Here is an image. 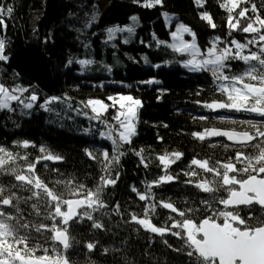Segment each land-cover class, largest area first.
Returning a JSON list of instances; mask_svg holds the SVG:
<instances>
[{
  "label": "trees",
  "instance_id": "trees-1",
  "mask_svg": "<svg viewBox=\"0 0 264 264\" xmlns=\"http://www.w3.org/2000/svg\"><path fill=\"white\" fill-rule=\"evenodd\" d=\"M0 2L13 8L11 16L4 18L6 28L0 29V38L6 41V54L9 57L7 62H0V82L9 87L17 84L31 86L41 97L34 102L32 109H24L13 101L11 105L15 111L0 110V145L21 155L28 154L30 159L46 154L40 152L41 147L62 155V161L41 160L37 165V175L49 187L62 178H74L77 183L94 189L99 177L104 174L101 153L104 150L111 153L112 141L99 135L100 130H107L105 124L90 119L91 110L85 109L82 102L99 98L111 103L106 98L118 93L131 94L142 101V107L138 109L136 135L131 144L123 145L121 150L125 155L113 169V174L119 171V180L115 186H109L104 191L106 203L112 205L119 202L122 216L111 212L110 207L108 211L111 215L104 218L108 228L106 232L89 230L87 221L73 225L71 234L74 243L69 250L72 264H194L195 257L186 254L187 249L181 239L171 234H153L134 223L124 222L130 213L142 214L148 203L139 201L131 188L134 186L143 192L146 182L164 174L163 165L157 159L159 155L182 153L175 163H171L173 158L169 156V172L177 177L176 181L154 187L153 192L157 200H169L181 209H196L189 215L198 224L206 216L212 215L199 201L207 199L212 202V198L211 194L194 186L203 176L184 175V172L190 171L192 159L223 162L232 158L236 151L254 155L255 150L242 149L240 145L229 144L223 138L206 137L201 141L193 133L204 132L210 126L249 130L242 123L245 121L248 125L261 128H264V124H256L262 118L254 113L211 111L196 103L226 97L215 91L217 85L213 83L210 73H193L185 69L181 60L186 59V55L174 52L167 46L172 41L173 25H167L164 13L175 14L188 25L196 33L201 48L209 46L215 37L225 41L235 38L243 42L248 34L235 31L232 37L228 36L226 18L229 13L218 6V0H206L203 9L195 4V0H163L162 5L153 8L142 7L133 0H108L105 9L101 0ZM252 2L264 11V0ZM204 10L213 16L217 25L215 29L200 18ZM134 15H138L139 22L134 26L133 34L116 32L114 39H108V28L124 27L132 22ZM153 35L166 44L158 47ZM126 39L128 43H124ZM145 57L149 63H145ZM70 59L74 62L68 65ZM79 59H91L94 63L81 66L75 62ZM156 64L161 67H154ZM244 67L242 62H232L233 72H240ZM152 78L160 83H141ZM161 89L167 91L161 95ZM23 95L26 97L28 93ZM52 96L70 99L55 102L51 105V112L37 106L43 103L44 97ZM83 111L89 115H83ZM114 115L115 110L110 109L105 114V121H111ZM219 116L232 119L221 120ZM111 123L116 125L115 121ZM85 129L89 131L85 132ZM116 136L114 131L113 138ZM24 140L34 146L25 149L14 143ZM85 149L93 151L98 159L88 157ZM136 150H143L148 168L143 166ZM17 163L23 166L25 162ZM192 169L202 172L195 165ZM190 178L192 185L185 183ZM207 178L211 179L210 176ZM0 179L7 183L10 177ZM55 190L63 192L68 198V188L56 184ZM220 195L223 193L217 194ZM21 207L25 212L31 211L28 206ZM214 207L219 209L223 206L215 204ZM240 215L250 224L256 222L248 219L247 207H241ZM251 215L264 219V211L256 205L252 207ZM169 216L182 219L171 210L158 208L153 223L165 225ZM33 222L39 221L34 219ZM88 241H99V246L91 253L83 246ZM104 248L110 251L105 254L102 251Z\"/></svg>",
  "mask_w": 264,
  "mask_h": 264
},
{
  "label": "snow or ice",
  "instance_id": "snow-or-ice-1",
  "mask_svg": "<svg viewBox=\"0 0 264 264\" xmlns=\"http://www.w3.org/2000/svg\"><path fill=\"white\" fill-rule=\"evenodd\" d=\"M133 3L145 8H153L162 5L163 0H143V3L141 0H133ZM195 4L203 9L206 0H195ZM218 6L229 13L226 18L228 36L232 37L235 31L248 34L243 42L235 38L225 41L215 37L209 46L201 48L196 43V33L188 26L179 24L171 33L172 38L178 43L167 46L174 52L188 55L189 58L183 61L182 66L190 72L210 73L213 83L217 85L215 91L226 97L212 102L197 101V104L217 112L225 110L254 113L264 121V11H261L252 0H218ZM12 12L11 6L0 2V29L6 28L4 18L10 17ZM164 15L168 17L167 13ZM200 18L211 28L217 27L208 11H201ZM131 19L134 23L138 22L137 16H132ZM92 20H95V16ZM106 31L108 39L111 40L114 39L116 32L133 34L135 28L117 26ZM180 33H188L191 40L180 39ZM153 38L158 47L166 44L155 35ZM128 42L127 39L124 41V43ZM8 60L6 41L0 38V62ZM144 60L145 63H149L147 57ZM234 61L242 62L245 65L244 69L233 72ZM73 62L70 59L67 64L71 65ZM75 62L81 66L94 63L91 59H79ZM153 66L161 67L159 64ZM108 71L111 69L108 68ZM141 83L150 85L159 84L160 81L152 78ZM160 91L163 95L167 90ZM24 93L28 95L25 97ZM40 99L37 90L31 86L24 87L17 84L9 87L4 82H0V110L15 111L11 105L12 101L21 104L24 109H32L34 102ZM66 99L70 98L44 97L43 103L37 106L51 112L53 111L51 105ZM106 99L111 103L99 98H89L86 102H82L85 109L91 110L90 119L105 124L107 130H100L99 135L111 140L113 145L111 153L107 150L101 153L103 160L100 162L104 174L99 177L94 189L77 183L74 178H62L55 181L53 187H49L48 183L37 175V165L41 160L62 161L64 159L62 155L53 154L47 148L41 147L40 152L46 154L30 159L28 154L21 155L0 145V178L10 177L7 183L0 179V264H72L69 250L74 243L71 234L73 225L87 221L89 230L106 232L108 228L104 218L111 215L108 209L111 207V212L122 216L119 202L112 205L106 203L104 191L109 186H115L119 180V171L113 174V169L125 155L121 150L123 145L131 144L132 138L136 135L138 109L142 107V101L131 94L122 93L110 95ZM110 109L115 110V115L111 117V121L116 122L115 126L111 121L106 122L104 119ZM82 114L89 115L87 111H83ZM218 118L232 119L227 116ZM242 123L249 130L233 132L205 129L204 132L193 133L201 141L206 137H226L229 141L240 145L242 149L255 150L254 155H248L245 151H236L232 158L223 162L192 159L189 165L190 171L184 172V175L204 177L198 179L194 186L204 193L211 194L212 202L204 199L199 203L210 210L212 215L206 216L197 224L189 215L196 209L192 207L181 209L174 202L156 199L154 187L175 182L177 179L169 172V156L173 158L171 163H175L183 154L174 152L158 156L164 174L151 182H146L143 192L134 186L131 188L139 201L148 203L143 208L142 214L130 213L124 222L134 223L145 231L160 236L166 234L176 236L184 242L186 254L195 257L194 264H264V219L251 215L254 205L264 211V128L248 125L246 121ZM87 131L89 130L85 129V132ZM114 131L117 133L115 139ZM14 143L17 147L25 149L34 146L28 140ZM142 152L143 150H136V154L141 157V163L148 168L149 164L145 162ZM85 153L93 160L98 159L93 151L85 149ZM18 161L25 163L20 166ZM193 165L198 166L202 172L192 169ZM208 176L211 179H208ZM185 183L192 185L193 180L190 178ZM56 184L69 189L68 198H65L63 192L55 190ZM218 193L223 195L217 196ZM215 204L223 207L216 209ZM21 205L28 206L31 211L25 212ZM241 207L249 209L248 219L255 220V223L250 224L241 217ZM158 208L171 210L182 219L169 216L165 225L157 226L153 223V218ZM34 219L39 222L34 223ZM218 219L220 222H217ZM83 246L91 253L99 246V241H88ZM102 251L107 254L110 249L104 248Z\"/></svg>",
  "mask_w": 264,
  "mask_h": 264
},
{
  "label": "rangeland",
  "instance_id": "rangeland-1",
  "mask_svg": "<svg viewBox=\"0 0 264 264\" xmlns=\"http://www.w3.org/2000/svg\"><path fill=\"white\" fill-rule=\"evenodd\" d=\"M101 5H102V7L105 9L106 7H107V5H108V0H101ZM165 14V13H164ZM168 14V17L166 18L165 17V15H164V18H165V21H166V23H167V25L168 26H172L173 25V31H175L176 30V26L177 25H179V24H184L182 21H180L179 19H178V17L176 16V15H174V14H170V13H167ZM134 16H137L138 17V15H134ZM131 21H132V19H131ZM138 22H139V17H138ZM137 24V22H131L130 24H127V25H125V26H135ZM185 25V24H184ZM124 26V27H125ZM186 26H188V25H186ZM189 27V26H188ZM190 28V27H189ZM172 31V32H173ZM193 31V30H192ZM171 32V33H172ZM171 38H172V36H171ZM179 38L180 39H183V40H185V41H190L191 40V36L188 34V33H180L179 34ZM174 44V43H178V41H176V40H174L173 38H172V41H170V44ZM196 43H197V39H196ZM198 44V43H197ZM180 54H182V53H180ZM186 56H187V59L189 58L188 57V55L187 54H185ZM181 64H183V62L181 63ZM13 102V101H12ZM11 102V103H12ZM259 116V115H258ZM250 123H255L254 121L252 122H250ZM256 124H264V121H256Z\"/></svg>",
  "mask_w": 264,
  "mask_h": 264
},
{
  "label": "water",
  "instance_id": "water-1",
  "mask_svg": "<svg viewBox=\"0 0 264 264\" xmlns=\"http://www.w3.org/2000/svg\"><path fill=\"white\" fill-rule=\"evenodd\" d=\"M211 129H219V130H226V131H233V132H241L242 130L237 129H225V128H211ZM229 143L235 144L233 141H229L226 137H224ZM238 145V144H235Z\"/></svg>",
  "mask_w": 264,
  "mask_h": 264
},
{
  "label": "bare ground",
  "instance_id": "bare-ground-1",
  "mask_svg": "<svg viewBox=\"0 0 264 264\" xmlns=\"http://www.w3.org/2000/svg\"><path fill=\"white\" fill-rule=\"evenodd\" d=\"M175 15V14H174ZM182 62H183V60H181ZM181 62V63H182ZM211 128H225V129H234V128H227V127H220V126H210V127H208L207 129H211ZM213 138H223V139H225L224 137H213ZM226 140V139H225ZM226 142H228L227 140H226ZM229 143V142H228Z\"/></svg>",
  "mask_w": 264,
  "mask_h": 264
}]
</instances>
